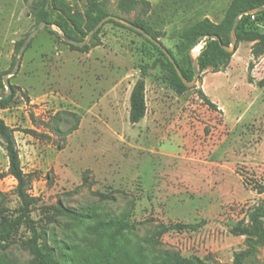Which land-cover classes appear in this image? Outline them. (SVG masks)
<instances>
[{"label":"rangeland","instance_id":"1","mask_svg":"<svg viewBox=\"0 0 264 264\" xmlns=\"http://www.w3.org/2000/svg\"><path fill=\"white\" fill-rule=\"evenodd\" d=\"M32 1L0 0V95L17 41L37 26ZM91 3L46 7L57 33L42 27L32 37L9 77L10 100L0 98V117L15 129L31 176L37 236L17 220L23 205L0 144V264H29L33 241L42 252L52 248L60 264H142L167 252L184 264H231L246 236L230 228L255 230L250 216L264 207V43L256 53L254 41L235 35L234 52L202 71L196 63L195 84L178 94L160 52L123 22L104 23L86 51L60 37L86 38ZM99 3L142 24L187 72V57L196 62L204 43L189 48L185 37L205 18L221 23L232 0ZM64 17L78 20L76 32L59 28ZM246 28L264 35V14H252ZM143 66L146 113L133 124L129 95ZM111 218L119 224H100ZM243 264H264V243Z\"/></svg>","mask_w":264,"mask_h":264},{"label":"trees","instance_id":"2","mask_svg":"<svg viewBox=\"0 0 264 264\" xmlns=\"http://www.w3.org/2000/svg\"><path fill=\"white\" fill-rule=\"evenodd\" d=\"M53 0H33L29 3L30 13L35 18L36 24L40 23L41 21H47L46 16V7H50L51 2ZM264 6V0H232V3L229 6V9L226 13V16L224 20L219 23L215 24L208 20L207 18L203 19L201 22H199L196 26V28L191 31L186 37H185V43L188 44V47H194L197 40L200 38L199 43H204L199 55L196 58V63L198 66L199 71H202L206 68L209 62H214L218 60L225 59L230 56L228 52H226L220 45L222 42L223 44H229L230 40V30L232 28V25L234 23L235 18L240 13H245L249 10H252L257 7ZM91 10L92 14L88 19V24L90 30L104 17L110 15L106 14L100 7L99 0H92L91 3ZM254 15H261L264 14V10L254 12L252 13ZM252 14H242L238 20L237 26L235 28V35L238 39H244L249 41H254V52L260 53L262 50H256L258 45L260 43H264V35L259 34L257 32L248 31L247 26L249 23L250 16ZM66 25H60L59 28L64 32L67 30V28H70L71 30H74L76 32V29L78 28L79 22L74 17L65 18ZM109 21H115V20H109ZM137 26L143 28L145 31L146 28L136 22L131 21ZM50 23V22H48ZM100 29V28H99ZM99 29L94 33V36L96 37L98 35ZM131 29V28H130ZM133 30V29H131ZM135 31V30H133ZM136 32V31H135ZM148 32V31H147ZM52 33H56L54 30ZM149 33V32H148ZM150 34V33H149ZM151 35V34H150ZM218 36L220 40H214L212 39V36ZM67 36V35H66ZM156 39V35L152 34ZM75 41H82V36H79L78 34L74 36H67ZM148 40V39H147ZM149 41V40H148ZM151 44L154 45V47L160 52L165 62H161V66L168 70L167 80L171 87L175 90L176 93L181 94L183 91L187 89V86H185L182 82V80L179 78L177 72L175 71L174 66L170 63L168 57L160 50L158 46H156L153 42L149 41ZM24 44V40L21 39L17 41L16 46L18 48H21V46ZM72 49L80 50V51H86L87 45L84 46H76L74 44L67 43ZM168 50V49H167ZM168 52L171 54L170 50ZM172 56V55H171ZM173 57V56H172ZM174 59V57H173ZM175 60V59H174ZM188 61V70L187 72L182 68L181 65H178V67L181 70V73L186 78V80L190 81L193 79L194 71H193V65L189 57H187ZM176 62V61H175ZM177 63V62H176ZM155 63L152 64L154 66ZM148 73V66H143L140 68V76L135 81L129 95V121L133 124L138 123L141 121L146 113V101H145V77ZM10 100V97H3L1 98V101L7 102ZM207 103L214 107V104L210 102L209 100H206ZM31 131V130H28ZM15 129L10 127L3 118L0 117V144L5 151V155L8 160V173L16 180V187L15 192L19 199L22 202L23 205V212L21 215L17 218L19 221L20 219L24 218V221L26 224L29 225V227L33 230L35 233L34 239L36 236V231L34 227V222L32 218L29 215V209L32 205L34 199L33 197L29 196L28 194V188L31 183V176L30 174L24 173L20 164V157H19V151L16 144V140L14 137ZM259 193L264 192V187L258 189ZM262 218H264V207H257L253 211V213L250 216V220L252 225L254 226L255 230H250L248 227L243 226L242 224H235L230 228V232L234 235L239 236H246V248L243 250H239L234 253L233 261L231 264H243L245 258L250 256L254 250L255 245H262L264 243V228H263V222ZM119 220H116V218L109 219L108 222L102 221L100 222L101 225H114L119 224ZM166 231V228L162 230L160 233ZM253 236H256L255 239H253ZM52 248H46V252H42L40 248L36 245V242L33 241L32 245V252H33V258L29 262V264H60L58 260H55L52 256ZM142 264H184V262L181 261L180 256L177 253H165L162 257L152 259L151 261L147 263Z\"/></svg>","mask_w":264,"mask_h":264},{"label":"water","instance_id":"3","mask_svg":"<svg viewBox=\"0 0 264 264\" xmlns=\"http://www.w3.org/2000/svg\"><path fill=\"white\" fill-rule=\"evenodd\" d=\"M264 10V6L261 7H257L254 8L252 10H249L245 13H240L234 20V23L232 25V28L230 30V45H226L223 44L222 42L220 43L221 47L228 53H232L235 50V46H236V38H235V28L237 26L238 20L240 18V16L242 14H252L254 12H258ZM109 20H115V21H120L123 22L124 24H126L129 28L135 30L136 32L140 33L141 35H143L145 38H147L149 41L153 42L156 46H158L160 48V50H162V52L168 57L170 63L174 66L175 71L177 72L179 78L182 80L183 84L187 87L192 86L193 84H195L196 80H197V75L199 74L197 67H196V62L192 61V65H193V71H194V76L193 79L188 81L186 80V78L183 76V74L181 73L180 68L178 67L177 63L175 62V60L173 59V57L171 56V54L168 52V50L157 40L155 39L153 36H151L147 31H145L143 28L137 26L136 24H134L131 21L125 20L117 15H108L106 17H104L102 20H100L87 34L86 38H84L82 41H75L69 37H67L66 35H61L60 37L65 40L67 43L70 44H74L76 46H84L87 44L88 40L94 35V33L107 21ZM42 27H46L49 30H53L52 28V24L45 22V21H41L40 23L37 24V26L35 27V29L30 32V34L28 35L26 41L24 42V44L21 46L19 53H18V57L16 58V64L15 67L13 68V70H11L10 72H7L3 75V83L7 88V92L4 94L0 95V98L3 97H8L9 94L11 93V86H10V82H9V77L14 75L20 65V61H21V55L23 54L26 46L28 45V43L31 41L32 37L42 28ZM55 31V30H54ZM56 32V31H55ZM57 33V32H56ZM212 39L214 40H220L218 36L214 35L212 36ZM200 41V38L197 40L196 44L194 46H196L198 44V42Z\"/></svg>","mask_w":264,"mask_h":264}]
</instances>
